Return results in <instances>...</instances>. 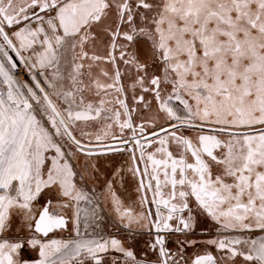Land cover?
<instances>
[{"label":"snow or ice","instance_id":"1","mask_svg":"<svg viewBox=\"0 0 264 264\" xmlns=\"http://www.w3.org/2000/svg\"><path fill=\"white\" fill-rule=\"evenodd\" d=\"M121 40H147L160 74ZM117 59L135 68L133 90L154 94L149 135L132 122ZM158 118L167 126L156 130ZM123 152L131 164H117L101 195L126 228L154 234L157 264H264V0H0V264H27L25 247L38 249L37 264H150L95 232L101 205L77 179L78 155ZM84 169L100 173L96 162ZM129 174L138 196L125 207L118 188ZM14 218L29 236H4ZM201 218L214 238H193ZM70 222L68 236H50ZM166 234L182 237L175 251Z\"/></svg>","mask_w":264,"mask_h":264},{"label":"rangeland","instance_id":"2","mask_svg":"<svg viewBox=\"0 0 264 264\" xmlns=\"http://www.w3.org/2000/svg\"><path fill=\"white\" fill-rule=\"evenodd\" d=\"M137 45H138L139 49L137 50V56L135 55L136 58L139 60L140 63L144 64L145 62H148L147 67H146V71L149 74L154 73L156 75H159L160 72L157 71V68H153L155 61H153V59H152L153 56L151 54V48H150L149 42L147 40H140V42ZM132 49H133V47H132ZM98 51L103 52L102 46L98 49ZM100 63H101L102 67H104L105 69H107L111 73L110 68H107V64L102 63V62H100ZM94 71H98V69H94ZM38 78L43 80V77H38ZM26 81H29L32 83L31 79L28 76L26 78ZM125 86H126V88L130 89V94L132 96L135 93V95L138 97L142 93L141 89L139 87H136L133 90L132 85H125ZM143 96L145 97L146 100L151 101V104L148 106V108H145L144 106H139L138 111L136 113V117L134 119V123H149L150 118L158 115L157 102L155 101V99L154 98L150 99L149 93H147V94L144 93ZM161 123H164V121L162 119L158 118L156 121V125H159ZM114 128L119 130L118 126H115ZM86 130L91 131L93 133H96L99 129L97 126H90ZM113 131H114V129H113ZM65 147L67 148V146H65ZM67 150H69V149H67ZM117 157H118L117 155L116 156H105V157H100V158L92 157L91 159L86 160L82 155H78L77 160L75 162V167L77 166L76 168H78V170H79V167L82 168L83 173H84L83 182L80 180H78V181L80 183L82 182L81 184L86 188V190H88L90 192H91V190H95V195L98 199L99 204L101 205L100 216L102 217V219L99 220V227L95 228V232H97L101 235H104V234H112L113 235L115 232L119 234L123 231L129 233V231H127L129 229L124 226L123 222L120 221V219L115 214L114 210L111 209V206H112L111 203L109 201L105 200L103 198V196L101 195V193L103 191H105L104 183L107 179H110L114 165L124 162V160L117 159ZM93 162H96L98 164V167L100 168V173L97 174L96 179L89 178L88 173L85 172V169H84V165L86 163L91 164ZM77 179H79V176ZM122 192H123V190L118 188V194L122 193ZM47 198H48L47 196L42 194V197L40 198V200L35 205L34 211H36L37 215L39 214L40 208L43 206L44 200H46ZM58 210L61 211L62 214H70V213H64L62 209H58ZM111 211L113 212V215H112ZM141 228H142V232H143V227H141ZM71 229H72V224L70 222L68 230L67 231H61L59 234L66 235L67 232L69 233L71 231ZM82 230H83V228H82ZM89 231H93V229L90 228ZM29 235H30V233L27 230L19 227V220L16 218L13 219L10 230H8L7 232L4 233V236H6L10 240H16L20 237H27ZM132 238L134 239V241L136 243V247L140 248L136 253L134 252V254L136 255L138 260H142V261L143 260L151 261V259L154 261L158 260L157 259V252L156 251L152 252L151 249L148 248V247H150L149 245L152 241L147 235H134V236H132ZM126 248L133 250V248H131V247H126ZM148 250H150V253H149L150 256H146L148 253L147 252ZM111 255H112V253H111Z\"/></svg>","mask_w":264,"mask_h":264},{"label":"flooded vegetation","instance_id":"3","mask_svg":"<svg viewBox=\"0 0 264 264\" xmlns=\"http://www.w3.org/2000/svg\"><path fill=\"white\" fill-rule=\"evenodd\" d=\"M143 11V10H142ZM107 37H105V41H107ZM119 43H123L126 45L125 47V52L128 54V55H136L137 56V50L139 49L138 47V43H136L135 41H133L131 44H129L127 41H119ZM133 47V49H132ZM102 51H98V54H101V55H105L107 50L102 46ZM117 57H119L120 55V50L117 49L116 50V53ZM127 59V55L125 57ZM153 61H154V58H152ZM102 63H105L107 64V68H110V71L112 73L113 71V66L110 64V63H106V62H102ZM143 64V63H142ZM148 62H145L144 65L147 66ZM117 66H119L120 68V71H121V83L125 86V85H133L135 82H136V79H137V72L135 70V68L131 65V64H128V65H125L123 63V61L117 59ZM158 66L156 65V63L154 64V67L153 68H157ZM141 95H143L145 92H143L141 90ZM150 94V99L153 98L154 94L151 93V92H148ZM147 94V93H145ZM125 96H126V100H127V103L129 104V107H130V110H131V115H132V122L134 124V126H138L139 124L141 123H134V119L136 117V113L138 111V108L139 106H143V104H140L138 103L137 101L133 100V96L130 94V89L126 88L125 86ZM145 101L147 102L148 100L145 99ZM153 102V101H152ZM159 116H163L162 113H159ZM126 119V117H124L123 115L121 116V120H124ZM163 120V119H162ZM164 123H161V124H164L165 126H167L165 120H163ZM146 124V129H145V135H149L152 131H153V128H152V125L150 123H145ZM159 124V125H161ZM159 125H157V129L156 130H159ZM114 131L119 133V130H117L116 128H114ZM184 135L192 138L195 142V138H196V135L197 133L191 131V130H184ZM124 136L125 138H130L131 136V130L129 129H125L124 130ZM95 146V145H94ZM170 150H172L174 152V154H177V146L173 143L169 146ZM118 156L117 159H122L124 160V162L122 163H118L120 165H126V166H129V164H131V161L128 159V156H129V153L128 152H123V153H116V154H111V155H107V156ZM101 157H105V156H101ZM100 158V157H99ZM189 159H191L189 157ZM117 165V164H115ZM140 167L143 168V163L141 162L140 163ZM148 196L151 197V193H148ZM149 207L152 208V210L154 211V205H149ZM135 232V233H134ZM134 232H129L128 234L134 236V235H147L151 241H153L154 239V234H150L148 232V229L146 227H143V233L139 234V233H136V231ZM258 232H253L251 233V235L255 236L257 235ZM217 235L216 231H215V227H214V224L213 222H211L210 220H207V219H204V218H201L200 221L198 222L197 226H196V231L193 233V238L197 239L198 241H203V240H206L208 238H214L215 236ZM166 237H167V247L172 249L173 251H175L176 249V241L178 239H181L182 237L180 236V234H166ZM243 247V246H241ZM204 249V246L200 243H198L197 245H195L194 247H189L186 249V254L189 255V256H194L197 252H202ZM214 252L215 254V250L214 249H210ZM146 256H150L149 255H146ZM157 259H158V252H157ZM150 264H157V260L154 261L151 259V261H149ZM235 264H246V262L243 261V258L242 257H237L236 258V261H235ZM252 264H255L254 262H252Z\"/></svg>","mask_w":264,"mask_h":264},{"label":"crops","instance_id":"4","mask_svg":"<svg viewBox=\"0 0 264 264\" xmlns=\"http://www.w3.org/2000/svg\"><path fill=\"white\" fill-rule=\"evenodd\" d=\"M66 151H67V148H66ZM117 165H114V168L116 167ZM123 167H128L126 165H121ZM77 167V166H76ZM113 168V169H114ZM78 170V168H76ZM79 172L83 173V169L79 167ZM78 178V177H77ZM79 180V179H78ZM83 182V181H82ZM81 182V183H82ZM135 184H136V180L135 178H133L131 176V174H129L125 180V185H124V188H122L123 192L122 193H119V195L121 196V198L123 199L124 201V204H125V207H127L128 205H131L132 204V201L133 199H136L137 196H138V193H136L134 191L135 189ZM133 207L136 208L137 211H139V205H133ZM111 209H113V207L111 206ZM112 215H113V212L111 211ZM124 224V222H123ZM83 228V226H82ZM127 231H131V232H134L136 231V233H143L142 232V228L140 226H137V225H133V228L130 230H127ZM61 231H57L55 233H51L50 236H56L57 238H61V237H64V236H68V232L66 235L64 234H59ZM135 233V232H134ZM145 235V234H144ZM260 235V233L258 232L257 235H253V237H256ZM105 238H116L117 239H120L123 243H124V246L125 247H131L133 248V251L136 253L140 248L139 247H136V243L134 241V239L132 238V235L128 234L127 232L123 231L121 233H114L113 235L112 234H104L103 235ZM150 249V247H148ZM152 251V250H151ZM147 255H149L150 253V250L147 251ZM153 252V251H152ZM109 256L111 255V253L108 254ZM21 259L23 260H26L27 261V264H37V261L39 260V252H38V249H32L30 247H25L22 252H21ZM255 263V262H254Z\"/></svg>","mask_w":264,"mask_h":264},{"label":"built area","instance_id":"5","mask_svg":"<svg viewBox=\"0 0 264 264\" xmlns=\"http://www.w3.org/2000/svg\"><path fill=\"white\" fill-rule=\"evenodd\" d=\"M21 72H23V74H24V69H23V68L19 69L20 78H21V79H24V80H26V78H27V75H25V74H24L25 78H22V77H23V75H21Z\"/></svg>","mask_w":264,"mask_h":264},{"label":"water","instance_id":"6","mask_svg":"<svg viewBox=\"0 0 264 264\" xmlns=\"http://www.w3.org/2000/svg\"><path fill=\"white\" fill-rule=\"evenodd\" d=\"M28 76V75H27ZM29 78H30V76H28ZM31 79V78H30ZM32 83H34V82H32ZM93 147H96V146H93ZM121 147H127L126 145H121ZM111 154H116V153H111ZM111 154H109V155H111Z\"/></svg>","mask_w":264,"mask_h":264},{"label":"bare ground","instance_id":"7","mask_svg":"<svg viewBox=\"0 0 264 264\" xmlns=\"http://www.w3.org/2000/svg\"><path fill=\"white\" fill-rule=\"evenodd\" d=\"M21 75H23V77H22V78H25V76H24L23 72H21Z\"/></svg>","mask_w":264,"mask_h":264}]
</instances>
